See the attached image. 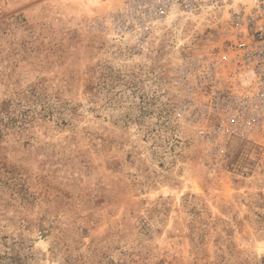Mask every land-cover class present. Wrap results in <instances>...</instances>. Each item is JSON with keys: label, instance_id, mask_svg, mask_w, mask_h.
Returning a JSON list of instances; mask_svg holds the SVG:
<instances>
[{"label": "rangeland", "instance_id": "rangeland-1", "mask_svg": "<svg viewBox=\"0 0 264 264\" xmlns=\"http://www.w3.org/2000/svg\"><path fill=\"white\" fill-rule=\"evenodd\" d=\"M241 1L0 0V264H264Z\"/></svg>", "mask_w": 264, "mask_h": 264}, {"label": "built area", "instance_id": "built-area-1", "mask_svg": "<svg viewBox=\"0 0 264 264\" xmlns=\"http://www.w3.org/2000/svg\"><path fill=\"white\" fill-rule=\"evenodd\" d=\"M201 3L220 2L222 0H198ZM232 1V0H231ZM161 4L157 10L154 6L148 9L162 15L167 7L166 3ZM184 8L198 7L195 3L184 1ZM231 23L239 29L238 37L228 47V54L220 56L219 60L225 63L231 60L236 66V77L241 80L246 89H249L253 96L245 98L243 107L253 106L261 109L264 106V0H252L249 7L242 3L232 11ZM251 121H245L246 124Z\"/></svg>", "mask_w": 264, "mask_h": 264}, {"label": "bare ground", "instance_id": "bare-ground-1", "mask_svg": "<svg viewBox=\"0 0 264 264\" xmlns=\"http://www.w3.org/2000/svg\"><path fill=\"white\" fill-rule=\"evenodd\" d=\"M243 1L247 5V7H249L250 6V3L252 2V0H243ZM241 3L243 4L242 1H241ZM192 186H193V190H194L195 194H200L202 192V189L199 187V185L196 183V181H193V185Z\"/></svg>", "mask_w": 264, "mask_h": 264}]
</instances>
